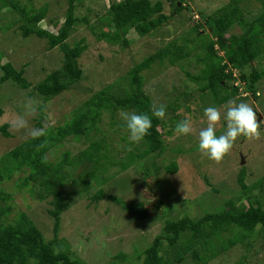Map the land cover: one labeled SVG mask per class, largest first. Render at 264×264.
<instances>
[{
  "label": "rangeland",
  "instance_id": "obj_1",
  "mask_svg": "<svg viewBox=\"0 0 264 264\" xmlns=\"http://www.w3.org/2000/svg\"><path fill=\"white\" fill-rule=\"evenodd\" d=\"M19 1L21 5L32 10L47 7L46 19L40 26L50 32L57 33L58 28L66 20L68 0ZM114 1L123 0H78L77 15L87 16L92 24H97L99 18L107 16L108 8ZM157 1L163 2L165 14H172V6L168 2L151 0L152 3ZM235 1H238L239 6L244 10L247 21L253 20L262 10L257 0H184L180 5L183 6L182 12L153 34L142 37L134 29H130L128 38L131 44L128 48L99 42L85 25L80 24L69 43L73 46L82 38L87 41L89 48L80 59L84 79L77 88L48 103L44 102L33 89L50 71L62 65V52L58 48L49 50L46 40L36 37L23 38L19 23L15 21V17L18 16L7 12L8 8L0 12V59H2L0 66L10 62L18 70L25 68V77L32 85L28 90L21 89L13 82H6L0 86V108L4 111V115L0 118V126L9 124L7 131L12 136L7 138L0 132V158L32 138L26 130L17 131L13 128V123L19 122L20 118L27 120L30 128L46 127L48 136L72 119L73 113L82 108L90 97V92H98L115 82L122 84L119 81L122 79L126 83L128 73L135 64L157 53L167 44L176 42L177 46L185 47L184 53L189 54L187 58L177 61L176 65H170L166 60L163 65H154L150 70L143 72L144 92L151 99L152 104L167 106V115L163 119L166 127L163 133L172 132V126L176 122L173 116L179 121L185 117H190L193 121V131L188 135L165 134L167 150L161 156L147 154L148 147L144 145V140L139 144H133L128 137L122 139L124 135L114 134L108 125L111 122V115L103 116V131L115 136L112 142H107L103 138L111 153L110 158L105 162H119L132 154L136 156L147 154L149 157L145 162H148L152 170V175L145 180L142 167H133L122 172L120 166L115 165L108 169L104 177L99 174L100 178L105 179L103 189L126 201L137 199L151 203L155 199H160L163 209L156 212L158 219L139 223L134 222L124 210L111 203L90 201V196L97 192V188H92L93 192L90 196L70 195L69 201L72 206L62 216L59 236L64 238L71 251L86 264H131L140 254L142 258L137 263L141 264L144 251L152 245L155 236L161 233L167 221H176L186 215L197 219L207 212L218 210L230 199L236 200L241 191L237 180L243 168L246 171L245 183L248 186H253L264 177V123H261L259 139L239 137L229 154L219 163L198 150L199 131L207 125L204 109L216 106L224 110L226 104L219 105L223 100V91L218 94L210 91L209 95L208 92L203 93L198 83L192 81L189 75L201 76L206 69L202 61L207 57L203 46L209 42L206 35L210 30L205 25L204 16ZM198 24L203 26L199 31L201 33L192 29ZM244 32L242 26H235L233 32L228 34L240 36ZM210 38L216 40L213 36ZM216 50L219 56H223L217 47ZM255 66L259 70H264V60L255 63ZM250 71V67H246L243 72L248 74ZM233 72L237 79L233 85L240 86L241 72L235 69ZM243 86L239 89L242 95L233 100L237 103H249L256 111L258 120L264 121V78L257 84L258 99L253 98L250 93L246 94ZM175 105H177L176 112L171 109ZM32 108L35 112L31 111ZM40 108H43L41 116ZM122 113L118 114L120 118ZM225 131L226 123L217 126L218 136ZM125 134H128V131H125ZM99 140L98 132L89 138L79 140L70 138L58 149L50 151L46 157L50 162L56 163L62 159L64 153L69 152L70 157L74 159L92 142ZM173 162L178 165L176 175L166 171ZM75 166L73 165L71 169ZM78 166L82 167L81 171L91 167L80 163ZM81 171L77 170L73 173L77 175L81 174ZM28 173L27 168L16 170L9 179L0 183V191L12 196L8 205L12 206L13 212L4 220L12 221L19 212H25L42 230L46 240L50 241L54 237V222L48 214V209L52 207L51 199H41L37 195L40 188L33 187V182L24 186L23 180ZM158 184L161 188L159 190ZM253 195L263 199L262 194L257 190ZM236 203L240 204V201L237 200ZM165 204L167 205L164 208ZM164 212L166 214H163ZM230 237L232 235H225L223 239L225 241ZM251 242L253 246L248 250L247 247L237 245L228 252L220 254L209 264H240L245 256L248 257V264H264V235L257 233ZM122 253L133 258L130 261L117 262L116 258ZM182 264L197 263L187 258Z\"/></svg>",
  "mask_w": 264,
  "mask_h": 264
},
{
  "label": "trees",
  "instance_id": "obj_2",
  "mask_svg": "<svg viewBox=\"0 0 264 264\" xmlns=\"http://www.w3.org/2000/svg\"><path fill=\"white\" fill-rule=\"evenodd\" d=\"M165 1L172 6L171 15L163 13L162 1L155 3L151 0L114 1L110 4L107 16L99 18L97 24H92L87 16L77 15L78 0H68L66 20L58 28L57 33L40 26L46 19L47 7L32 10L21 5L19 0H0V12L8 8L7 12L18 16L15 17V21L19 23L23 38L36 37L46 40L49 50L58 48L62 52V65L50 71L33 89L44 102L48 103L77 88L84 79L80 59L89 48L87 41L82 38L73 46L69 43L80 24L85 25L97 41L128 48L131 44L128 38L130 29H134L142 37L151 35L182 12L183 6L180 5L184 0ZM257 2L261 4L262 10L253 20H245L244 10L241 9L238 1L204 16L205 25L210 30L206 35L209 42L203 46L207 57L202 61L206 69L203 70V75H189V78L196 81L201 92H208V95L210 91L215 94L223 91V100L219 105H224L228 100L242 95L239 89L243 84L246 94L250 93L255 99L259 97L257 84L264 78V70H259L255 63L264 60V0ZM235 26H242L245 32L240 36L229 35L228 33L233 32ZM192 29L201 33L199 31L203 26L198 24ZM210 36L216 40H211ZM216 47L223 56L218 55ZM184 48L177 46L176 42L167 44L157 53L135 64L128 73L126 83L122 79L119 80L122 84L115 82L98 92H90V97L83 107L75 111L72 119L66 125L59 126L53 134L40 139L30 138L0 158V183L9 179L16 170L27 168L29 173L23 180L24 186L33 182V187L40 188L37 195L41 199H51L52 207L48 209V214L54 222V237L47 241L42 230L25 212H19L12 221L4 220L13 212L12 206L8 205L12 196L0 191V264H86L71 251L69 244L59 234L62 216L72 206L69 201L70 195L90 196L93 192L92 188H97V192L90 196V201L111 203L124 210L134 222L158 219L156 212L163 209L160 199H155L151 203L137 199L126 201L103 189L105 179L100 178L99 174L103 176L115 165H119L122 172L133 167H142L143 176L145 180L148 179L152 175V170L148 162H145L149 157L147 154L161 156L167 150L165 134L172 136L179 120L173 116L176 122L172 126V132L163 133L165 122L152 117L153 127L150 135L144 139V145L148 147L147 154L137 156L132 154L119 162L106 163L111 153L105 144L108 141L112 142L115 136L103 131V116L110 114L111 122L108 125L113 133L124 135L122 139H126L127 129L123 119L118 116L119 113L135 111L151 115L153 104L144 92L143 72L150 70L154 65H163L166 60L170 65H176L177 61L189 56L184 53ZM246 67L251 69L248 74L243 72ZM0 69L2 71L0 86L6 82H13L23 90L32 87L25 77V68L18 70L12 63L6 62L0 66ZM234 69L241 72L240 86L233 85L237 80ZM40 109L41 116L43 108ZM171 109L176 112L177 105ZM3 115L4 111L0 108V118ZM9 127V124L0 126V132L7 138L12 137L7 131ZM97 132L100 140L92 142L74 159L70 157L69 152L64 153L62 159L56 163L47 159L46 155L58 149L64 141L70 138L78 140L89 138ZM103 138L107 142L104 143ZM44 140H47V146L37 151V146ZM79 163L91 167L81 171L82 167L79 168ZM73 165L76 166L71 169ZM77 170H80L81 174L74 175L73 172ZM166 171L176 175L177 163L173 162ZM245 180L246 171L243 168L237 180L241 188L238 198L228 200L218 210L207 212L197 219L186 215L176 221H167L161 233L155 236L152 245L144 251L141 264H182L187 258L197 264H209L220 254L228 252L237 245L247 247V250L251 248L252 238L257 233L264 235V177L253 186H248ZM157 189H161L160 184L157 185ZM255 190L262 194L263 199L253 195ZM158 193L160 195V192ZM237 200L240 204L236 203ZM225 235L232 237L224 241ZM219 241L222 242L218 244ZM132 258L122 253L116 261H130ZM141 258L140 254L131 264H139L137 262ZM247 260L248 257L245 256L240 264H248Z\"/></svg>",
  "mask_w": 264,
  "mask_h": 264
},
{
  "label": "clouds",
  "instance_id": "obj_3",
  "mask_svg": "<svg viewBox=\"0 0 264 264\" xmlns=\"http://www.w3.org/2000/svg\"><path fill=\"white\" fill-rule=\"evenodd\" d=\"M31 111L35 112V109L32 108ZM166 115L167 106L165 104H153L151 115L146 112H123L122 119L128 131L130 143L139 144L146 136L150 135V130L153 127L152 117L163 120L166 118ZM204 117L206 118L207 125L199 131L198 150L217 163L229 154L239 137L259 139L261 136V123H264V121L258 120L253 106L244 102L237 103L233 99L227 101L224 110L216 106L205 108ZM222 123H226V131L218 136L217 126ZM13 128L17 131L26 130L28 135L33 139L47 136L46 127L30 128L27 120L23 118H20L19 122H14ZM192 131L193 121L190 117H185L178 121L174 129V133L177 136L188 135ZM46 146L47 140H44L37 146V151Z\"/></svg>",
  "mask_w": 264,
  "mask_h": 264
},
{
  "label": "water",
  "instance_id": "obj_4",
  "mask_svg": "<svg viewBox=\"0 0 264 264\" xmlns=\"http://www.w3.org/2000/svg\"><path fill=\"white\" fill-rule=\"evenodd\" d=\"M261 117V116H260ZM243 163H245L244 159H243Z\"/></svg>",
  "mask_w": 264,
  "mask_h": 264
}]
</instances>
